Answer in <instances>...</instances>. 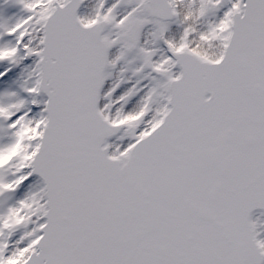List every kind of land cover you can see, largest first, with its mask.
<instances>
[{"label": "snow or ice", "instance_id": "snow-or-ice-1", "mask_svg": "<svg viewBox=\"0 0 264 264\" xmlns=\"http://www.w3.org/2000/svg\"><path fill=\"white\" fill-rule=\"evenodd\" d=\"M0 264H264V0H0Z\"/></svg>", "mask_w": 264, "mask_h": 264}]
</instances>
